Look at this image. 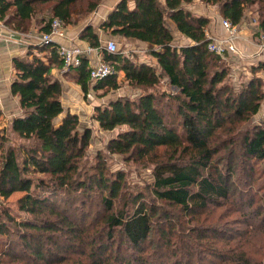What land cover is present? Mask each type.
Instances as JSON below:
<instances>
[{"label": "trees", "instance_id": "16d2710c", "mask_svg": "<svg viewBox=\"0 0 264 264\" xmlns=\"http://www.w3.org/2000/svg\"><path fill=\"white\" fill-rule=\"evenodd\" d=\"M76 1L0 0V20L24 30L26 22L43 11L39 6L52 2L50 15L39 29L44 34L54 19L64 26L73 23ZM85 1L86 11L93 12L101 0ZM191 2L134 0L130 8L128 0H119L99 25L110 36L152 45L148 54L155 66L107 52L90 24L82 28L79 38L112 65L115 74L105 79L109 87L117 88L115 75L123 72L130 87L142 89L134 99L118 98L94 107L92 117L98 127L118 131L108 142V152L137 160L156 158L160 152L162 160L152 169L149 192L157 200L194 213L229 193L231 160L221 167L223 157L218 153L234 140L214 143L217 130L229 133L250 122L264 93L258 78L252 77L237 90L226 83L228 69L222 57L207 49L209 21L184 8ZM201 2L217 5L222 18L233 26L241 23L247 8L255 7L257 27L264 36V0ZM166 19L191 43L175 46ZM12 63L10 92L18 97L21 114L0 132V200L21 193L14 206L23 219L0 203V264H148L143 254L154 231L157 206L142 195H126L121 173L110 178L103 163L90 171L80 167L89 132L78 133L76 115L67 113L58 120L63 112L62 88L50 70L63 63L54 45L31 46L25 57ZM73 69L84 96L91 88H102L103 81L89 82L87 59ZM163 78L170 92L147 91ZM11 136L24 144L16 148ZM243 142L248 157L264 160L262 128L254 127ZM93 190L98 194L96 205L104 210L92 216L85 205ZM224 264H243V259Z\"/></svg>", "mask_w": 264, "mask_h": 264}, {"label": "rangeland", "instance_id": "374dc122", "mask_svg": "<svg viewBox=\"0 0 264 264\" xmlns=\"http://www.w3.org/2000/svg\"><path fill=\"white\" fill-rule=\"evenodd\" d=\"M86 5L87 2H79L75 5L72 10V20L78 21L84 27L88 24L95 27L89 20L94 17V11L87 12ZM184 8L190 10L194 15L206 17L209 21V28L206 27V30L209 33H216L219 30L223 18L217 5L205 4L201 0H192ZM252 18L257 19L253 6L246 9L243 21L247 31L249 30L247 33L256 37L257 43L260 44L261 33L256 27L257 22L252 23ZM165 24L167 28L168 25L170 26L168 19ZM180 39L182 38L177 39L178 43H180ZM113 41L120 53L131 47L128 42L119 37L113 38ZM134 48L138 47L135 45ZM245 53L246 56L245 54L240 56L239 51L238 55H224L222 58V63L228 69L226 83L233 90H237L242 83L252 77L258 78L263 84L261 90L264 93V73L259 75L258 72L254 74L251 72V69L256 68L260 63L250 64V61L247 60L252 57H246L251 54ZM141 58L145 59L147 64L155 63V60L148 55ZM141 58L140 55H134L129 59L138 63ZM118 77L119 75L116 74V89L106 85L98 92H91L90 99L82 95L72 109L66 107L64 110L68 113L70 111L76 113L78 133L89 132L88 145L84 148L83 156L79 160L80 167L85 166L90 171V167L103 163L110 178L113 179L116 173H121L123 191L126 195H142L149 203H154L157 206L154 231L148 237L149 243L146 245L147 249L143 258L148 264H224L241 256L243 264H264V160L248 157L243 146V136L249 135L254 127L258 126L264 130V98L258 113L250 122L237 125L238 128L229 133L217 130L216 136L213 138L214 143H226V139L234 140L233 143L228 144L227 148L218 153V156L223 157L221 167L231 160L230 166L233 175L230 180L228 196L208 203L204 208L198 209L194 213H189L155 199L149 192L152 169L157 161L162 160L160 152L156 158L148 157L142 160L108 152V142L115 137L118 131H102L93 120L94 107L106 106L109 101L118 98L134 99L142 92V89H134L119 81ZM170 90L164 78L155 88L147 89L148 92L152 91L157 95L170 92ZM162 101L165 102V100ZM11 138L12 145L16 148L20 143L24 144L23 141L16 140L13 136ZM97 195V191L93 190L85 205L86 208H90L92 216L104 210L101 206L96 205ZM20 196L21 193L18 192L13 193L6 201L0 200V203H3V206L17 219H23V214L18 212L14 206L16 199ZM92 201L94 202L92 203Z\"/></svg>", "mask_w": 264, "mask_h": 264}, {"label": "crops", "instance_id": "0c3cea01", "mask_svg": "<svg viewBox=\"0 0 264 264\" xmlns=\"http://www.w3.org/2000/svg\"><path fill=\"white\" fill-rule=\"evenodd\" d=\"M118 1L119 0H101L97 8L94 10V14H93L94 17L89 19L95 25L94 32L97 34L99 41L103 47L105 43H107V41L113 40V38H116V36H110L107 33L105 36V33L99 29V25L103 22V20L106 18L108 13L113 9V7L116 5ZM79 2H86V1L85 0L76 1L72 6V10L75 7V5L78 4ZM52 4L53 3L51 2L49 4L40 5L39 7H43V11L38 12L34 17L29 19L24 25L25 26L24 30H16L14 29L13 24L6 25V23L0 20V132H4L9 127L10 121L14 117H17L21 114V110L18 104V97L11 95L10 92V86L14 79V68L12 62L17 57L18 58L25 57V55L30 50L31 46L36 47L39 45V37L41 35L39 29L41 28L43 21L48 19L50 15L49 8L51 7ZM128 6L132 8L134 6V0H128ZM72 18H73V14H72ZM168 21L170 26L168 25L167 29L173 36V44L177 47L190 44L191 41L189 39L178 33L174 23H172L170 20ZM240 24L242 25L244 24V26L241 27V29L238 32V38L239 37L240 38L239 40L237 38L238 43H236L238 45L237 48H239L238 50L240 51L241 54L240 56H242L243 54H245L246 56L245 52L251 54L250 56L246 57V58L252 57L247 61H250V64H254L253 62H256L258 64L260 63V65L258 66L261 68H259L257 72L259 75H263L264 49L261 47V43L260 44L257 43L256 37H253L247 33L249 32V30L247 31L246 25L243 20L241 21ZM83 27L84 25H81L78 21L74 20L73 23L65 26L66 36L65 39L61 40L60 42L64 45L79 47L82 50L91 49L90 53L85 54L82 58L87 59L88 67L92 68L99 62H106V61L104 60L103 55L100 51H98L95 48L89 47V45L86 42L82 41L79 38L80 31L82 30ZM207 27L209 28V25H207ZM241 33L242 35L240 36ZM222 34L224 33L221 26L219 30L216 31V33L215 32L209 33V31L206 30V35L208 37H216V35L220 36ZM180 37L182 39H180V43H178L177 39L179 40ZM120 39L128 42L131 45L130 48L128 47L126 51H123L121 53L122 56L127 59L132 58V56L134 55L135 56L140 55V58L143 56L146 57V55L149 56L148 52L154 49L152 45L148 43L140 42L135 39H124V38H120ZM135 45L138 48H134ZM139 46H145V47L140 48ZM33 52L35 51L33 50ZM43 54H48V52L45 51ZM138 63L147 64L145 59L143 58H141V60ZM155 64L156 61L154 64H149V65L155 66ZM117 74L119 75L118 80L122 81L124 84H127L124 77V73L118 72ZM77 75H78L77 71L74 70L73 68L65 70L63 66L58 67L54 65L50 70V76L54 80H57L62 88L60 101L63 108V112L58 117V120H61L68 113L66 112V110H64V108L70 107L69 109H72L73 106H75V102L78 101L80 96L82 97L83 95V97H85L76 82L78 77ZM106 85L108 86V83L104 82L102 88L99 90H102ZM99 90L95 92H98ZM89 91L92 93L94 92L92 88ZM110 102L111 101H109L108 104ZM70 112H69L70 114L73 115L76 114V113L74 114L73 111Z\"/></svg>", "mask_w": 264, "mask_h": 264}, {"label": "built area", "instance_id": "2783aa9c", "mask_svg": "<svg viewBox=\"0 0 264 264\" xmlns=\"http://www.w3.org/2000/svg\"><path fill=\"white\" fill-rule=\"evenodd\" d=\"M253 19V18H252ZM258 25L257 19H253L252 23ZM220 26L223 30L222 35L216 37H208L211 39L207 49L214 54L224 57V55H238L239 51L237 49V38L238 32L244 24L231 25L228 20L222 19ZM65 26L58 19L51 21L49 26V31L47 33L41 34L39 37V45H54L56 55L62 60L63 68L68 70L70 68H75L80 64V60L85 54H89L91 49L82 50L76 46L64 45L60 41L65 39ZM261 47L264 49V36L260 34ZM104 49L109 53L118 52L116 43L113 40L107 41L104 45ZM115 71L112 65L106 62H99L92 68H90L88 73V80L91 84L101 82L111 75H114ZM91 92L89 91L85 98H91Z\"/></svg>", "mask_w": 264, "mask_h": 264}]
</instances>
